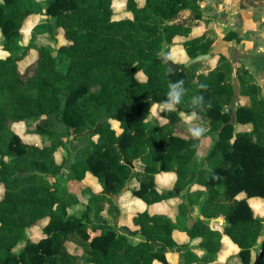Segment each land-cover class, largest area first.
Instances as JSON below:
<instances>
[{
  "label": "trees",
  "instance_id": "obj_1",
  "mask_svg": "<svg viewBox=\"0 0 264 264\" xmlns=\"http://www.w3.org/2000/svg\"><path fill=\"white\" fill-rule=\"evenodd\" d=\"M114 1L45 0L44 5H37L33 0H0V41L8 52L0 57V185L4 189L0 264H77V257L91 259L92 264H168L167 254L174 251L182 264H212L224 249L223 235L239 248L243 264H252L264 229L263 219L255 215L250 203L254 198L264 199L260 85L248 79L251 73L245 67L248 76L239 75V79L248 103L240 104L233 115L220 103L222 97L234 93L226 55L220 54L208 73L196 74L201 62L169 70L164 59L169 58L178 36L186 38L183 47L189 59L211 52L216 40L211 23L212 28L192 36L195 27L206 21L199 4L202 0H125L129 14L121 18L116 17ZM38 14L52 18L66 42L55 48L40 46L37 58L21 68L30 51L22 43L25 22ZM165 38L169 46L162 55ZM224 39L241 41L234 30ZM180 80L181 88L204 97L194 109L208 120L209 130L203 136H213L214 141L203 159L199 153L203 136L197 139L178 130L182 121L178 109L162 111L167 121L149 125L153 107L167 99L169 83ZM34 118L43 121L27 132L47 137L49 144L27 141L15 130V125ZM110 119L121 122L122 132L117 133ZM234 120L250 123L253 129L235 132ZM86 130L99 136L98 143L81 151L69 176L82 182L88 175L97 180L103 191L97 193L84 182L90 193L84 202L95 207L98 215L103 199L110 202V213L121 217L123 206L137 207L130 203L131 197L149 206L176 197L180 190L192 195L197 185L201 192L194 207L200 216L188 225L189 205L184 201L172 208L173 216L137 208L132 212L137 231L122 232L100 215L102 223L93 227L100 232L92 236L84 221L87 213L82 217L70 213L81 200L59 181L65 165L55 160L66 137ZM136 162L144 163L146 169L138 170ZM36 170L41 173L26 175ZM166 172L175 174L174 183L160 188L158 175ZM135 179L139 187L123 191ZM111 195L122 200L118 198L116 204ZM221 217L225 219L222 232L209 221ZM43 222V236L34 240L32 230ZM176 229L186 231L190 238L201 237L198 247L203 254L189 242L177 241ZM134 233L145 240L131 241L128 234ZM22 242L23 248L16 252ZM262 246L255 264H264Z\"/></svg>",
  "mask_w": 264,
  "mask_h": 264
},
{
  "label": "rangeland",
  "instance_id": "obj_2",
  "mask_svg": "<svg viewBox=\"0 0 264 264\" xmlns=\"http://www.w3.org/2000/svg\"><path fill=\"white\" fill-rule=\"evenodd\" d=\"M33 1L37 5L45 4V0ZM199 4L204 12V18L206 21L201 22L195 27L192 36L200 35L208 28L213 27L216 31V40L211 47V53L213 54V57L210 60L202 61L196 71V74L208 73L216 65L220 54H224L228 57L232 66V73L229 74V79L234 84V93L231 96L222 97L220 103L225 110H229L234 115L240 104L248 103V100L243 98L241 94V82L239 79V75L244 76L245 79L247 78L248 75H246V73L244 74L245 67H247L251 73V77H248V79H251L260 85V95L264 98V0H202L199 2ZM114 9L117 18H121L129 14L126 9L125 0H115ZM208 23H211L212 27L209 26ZM48 25L52 26L53 29L48 30ZM231 30H234L238 33L241 41L236 39H224V36ZM23 34L22 43L24 45H28L30 51L24 62L21 63V68H24L25 65L33 62L37 58L38 48L40 46L49 45L55 48V45H60L66 42L63 31L55 27L54 20L49 16L42 14L32 15L26 20ZM185 39L186 38L183 36L176 37L169 54V58L180 65L185 64L189 60L187 52L183 47V41ZM7 53L5 52L3 45L0 43V57L5 56ZM139 76L141 78H145L142 73H139ZM182 90L181 103L176 106V109H178L182 118V121L178 125V130H182L189 135L191 134V128L202 126L206 129L205 133H207L209 130L207 118L204 117L203 113L194 109L195 105L199 102V97L193 91L187 88H182ZM159 106V104H156L152 109V115L150 116L149 120L150 126H156L159 123L167 121L166 118L161 116L162 111L159 110ZM192 113L196 114V118L194 120H189L188 117ZM42 121L43 120L40 118L29 119L20 125H15L14 128L18 132L23 133L24 138L27 141H33L38 144L47 145L50 143L47 137L42 138L38 135H33L27 132L30 129L36 128V126ZM110 122L116 129L117 133L122 132L123 128L120 121L110 119ZM234 124L235 132L253 129V125L250 123L242 124L234 120ZM98 137L99 136L97 134L93 135V130H86L85 133H77L66 137L64 145L58 149L55 157L56 161L64 162L65 165V169H63L59 174V181L71 192L76 193L81 200V203L72 206L70 213L77 217H82L84 213H87L88 217L85 218L84 221H88L86 223L88 224L92 236L100 232V230H93L95 225L102 223L100 215H102L107 223L113 226H118L120 231L125 232L127 227L126 218L138 208V206H129L127 212L125 213V219L123 216L116 217L114 214L110 213V202L107 199H103L101 201L103 210L98 215L95 207L90 208V206L84 202L90 197V193L86 190L85 183H88L97 193L103 191L97 180H95V178L90 175L84 179L85 183L70 178L69 175L72 170L71 164L76 161L83 149L87 147L92 148L95 146L98 143ZM213 141V136H211V138L208 139V142L206 141L207 143L202 146L201 153L199 152L202 159L208 154ZM197 164H199L198 160ZM135 165L138 170L144 171L146 169V165L142 162H136ZM135 180H133L134 182L132 181L133 183L131 184V187L137 188L138 184ZM165 184L170 186L171 182H166ZM193 188L195 191L192 195L187 193V189H185V192H183V190L177 191L178 193H183L180 197L181 200H177V204L181 201H184L189 205L187 215H189L194 222L196 215L199 214V210L194 207V200H196L195 198L197 194L201 192V189H198L197 185H193ZM3 192L4 189L0 185V197ZM127 195L130 196V194ZM244 195V193L241 194V196ZM113 196L114 195H111L112 198ZM205 198L206 196L198 201L199 206L204 202ZM124 201L127 202L128 198H125ZM250 203L254 208L255 215L264 221V199L254 198L250 200ZM170 204L173 205L174 202H171ZM209 221L215 229H219L218 231L223 230L225 225L224 218L221 217L219 220L211 218ZM43 224L44 222L40 223L33 229L32 238L34 240H38L43 236ZM263 243L264 229L258 244L253 250L252 264L257 262L258 255L263 247ZM224 245L225 248L215 255V259L212 264H243L242 259L239 256V248L227 237H224ZM23 246L24 242L16 247L15 251L20 252ZM74 248L75 246L72 245L71 251H74ZM179 259L180 255L178 252L174 251L170 253V260L172 264H181ZM75 263L92 264V260L77 257L75 259Z\"/></svg>",
  "mask_w": 264,
  "mask_h": 264
},
{
  "label": "crops",
  "instance_id": "obj_3",
  "mask_svg": "<svg viewBox=\"0 0 264 264\" xmlns=\"http://www.w3.org/2000/svg\"><path fill=\"white\" fill-rule=\"evenodd\" d=\"M0 37H1V35H0ZM0 43H1V41H0ZM5 52L7 53V51H5ZM7 55H8V53L5 56H3V57H6ZM209 138H211V136H203L202 137L201 144H200V148H199V152L200 153H201L202 146L205 145L208 142V139ZM174 180H175V174L174 173H169V172L167 173L166 172V173H161V174L158 175L157 183H158V186L160 188H170V187H172V185L174 183ZM135 181L138 184L137 186L139 187V182L137 180H135ZM133 182L129 183V188H135V187H131V184ZM166 182H171V185L170 186H167V184H165ZM163 185H165V186H163ZM183 192H185V189L183 190ZM127 194H130V196H128ZM127 194L125 195V197L126 198H130L131 197V192H128ZM182 194L183 193H178L177 192V196L176 197H173V198H171V199H169L167 201L156 202V203L150 204L149 206L146 205L143 201H141L139 199H134L132 197L130 198L131 199V202L130 203H135L138 206V210H143V209H146L147 208L151 214H168L170 216H173L172 213H171V210L177 204V202H178L177 200H181L180 197H181ZM120 199L122 200V198L119 197V200ZM171 202H174V204L171 205L170 204ZM128 208L129 207H126V206L125 207L124 206L122 207L124 219H125V213L127 212V209ZM198 216H200V214L196 215L195 218H197ZM201 217H203V216L201 215ZM189 218H190V216L188 215V225H192L193 219H191V218L189 219ZM126 222H127L126 231L129 230V229L132 230V231H134V232L137 231L138 227L133 222V214L132 213L128 215V217L126 218ZM217 230H219V229H217ZM223 230H224V228H223ZM223 230H220V232H222ZM32 232H33V230H32ZM173 236L179 242H189L190 246L192 247V249L194 251H196L200 255L203 254V250L199 249V247H198L199 244H200V242H201V240H202L201 237L190 238L186 231H182V230H179V229L174 230ZM128 237L133 242L145 240V236H143L141 234H138V233L128 234ZM224 237H227V236L226 235H223V239H222L223 242H224ZM224 248H225V245H224ZM170 253L171 252H169L167 254L168 261H169L168 264H172V262L170 260ZM179 261H180V259H179ZM155 264H163V263L156 261Z\"/></svg>",
  "mask_w": 264,
  "mask_h": 264
},
{
  "label": "clouds",
  "instance_id": "obj_4",
  "mask_svg": "<svg viewBox=\"0 0 264 264\" xmlns=\"http://www.w3.org/2000/svg\"><path fill=\"white\" fill-rule=\"evenodd\" d=\"M183 84V80L177 81L175 84L169 83V91L167 92V99L162 102L159 106L160 111H175L176 106L181 103V95H182V88L181 85ZM199 87L203 90L207 89L206 84H200ZM201 102L204 101V97L201 95L199 97ZM208 107H211L209 104ZM189 120H194L196 118V114L192 113L189 115ZM191 134L199 139L205 134L206 129L202 126H197L190 129Z\"/></svg>",
  "mask_w": 264,
  "mask_h": 264
},
{
  "label": "water",
  "instance_id": "obj_5",
  "mask_svg": "<svg viewBox=\"0 0 264 264\" xmlns=\"http://www.w3.org/2000/svg\"><path fill=\"white\" fill-rule=\"evenodd\" d=\"M168 46H169V42H168V40L165 38L164 41H163V44H162V50H161V54H162V55H165ZM212 57H213V54H212L211 52H210V53H202V54L197 55V56L194 57V58L189 59V60L185 63V65H186V66H190V65H192V64H194V63H197V62L207 61V60H210ZM164 62L169 66V70H170V71H172V70L177 69V68L180 67V64H179V63L173 61V60L170 59V58H165V59H164ZM85 132H86V131H85ZM85 132H84V133H85ZM81 134H82V133H81ZM30 173H41V172H40L39 170H36V171H34V172H27L26 175H29ZM128 188H129V184L126 185V187H125V189H124L123 191H125V190L128 189ZM105 192L109 193L108 191H105ZM113 198H114L115 203L118 204V198H119V195H114ZM215 219H216V220H219L220 218H215Z\"/></svg>",
  "mask_w": 264,
  "mask_h": 264
}]
</instances>
